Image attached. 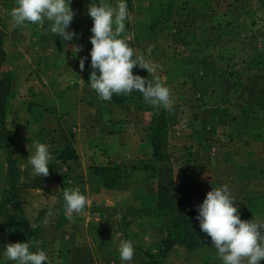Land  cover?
Masks as SVG:
<instances>
[{
	"label": "rangeland",
	"instance_id": "obj_1",
	"mask_svg": "<svg viewBox=\"0 0 264 264\" xmlns=\"http://www.w3.org/2000/svg\"><path fill=\"white\" fill-rule=\"evenodd\" d=\"M126 3L127 20L131 23L124 35L137 57L143 56L162 66L156 76L170 88L173 108L171 112L162 106L156 108L161 119L164 118V125L158 133L160 151L154 155L149 105L142 95L135 93L122 101L128 108L126 128L140 132L141 141L146 139L151 153L138 167V180L129 189L124 210H115L123 234H101L98 228H92L91 237L98 251L97 261L92 264H110L106 257L109 247L117 252L113 264H121L117 250L122 240L133 241L135 247L133 260L126 264H221L211 238L200 230L195 219L196 207L212 187L227 185L239 210L249 220L264 223V2L126 0ZM14 6L15 0H0V116L4 119V124H0V264H15L3 255L7 243L32 240L16 235L23 231L14 221L20 217H25L31 226L36 225L35 240L48 255L50 264H55L60 257L51 243L55 236L47 229L49 209L32 210L31 205L24 207L21 201L24 187L39 183L41 177L32 174L31 166L29 170L21 169L20 164L28 161V156L20 153L23 147L17 130L6 126L10 100L13 107L19 108L31 94L14 91L15 75L33 71L38 76L41 63L38 54L49 44L43 35L31 41L27 34L32 28L14 25L9 15ZM33 33L30 35L34 36ZM30 51L35 56H30ZM133 74L136 75L134 71ZM30 102L33 101H29L31 112L35 108H31ZM105 145L108 143L104 140ZM141 147L144 149V144ZM134 166L129 161L123 166L124 171L116 165L91 169L103 183L112 186L118 176L127 175ZM52 167L50 163L49 170ZM159 181L164 184L165 199L158 194ZM64 207V202H60V225ZM144 215L149 216L143 224L134 220ZM147 225L156 229L158 246L154 253L141 248L139 241L144 239H139L135 230ZM186 228L193 230L191 248L186 247L188 241L178 236L186 233ZM168 231L175 234L171 244L164 240ZM174 245L189 251L176 252L171 257L169 249Z\"/></svg>",
	"mask_w": 264,
	"mask_h": 264
},
{
	"label": "crops",
	"instance_id": "obj_2",
	"mask_svg": "<svg viewBox=\"0 0 264 264\" xmlns=\"http://www.w3.org/2000/svg\"><path fill=\"white\" fill-rule=\"evenodd\" d=\"M90 2L92 0H72L71 7L76 14L68 30L78 34L72 41L63 42L53 35L46 29L49 27L48 23L43 26H27L33 29L27 34L31 41L38 40L43 35L49 46L38 54V60H41L39 73L36 71L38 76L33 71L30 74L28 71L15 75L12 86L14 91L31 94L25 97V104L19 108L13 107L10 100L6 111V126L17 130L18 141L23 147L20 153L29 156L34 151L31 146L34 140L42 143L45 141L51 148L50 163L53 167L49 170L50 175L41 176L39 183L24 187L21 201L24 207L31 205L32 210L52 209V215H46L49 220L46 224L47 229L55 236L51 243L60 257L55 264L96 262L98 251L91 237L94 234L93 227L98 228L101 234H123L124 229L119 225L115 210H124L129 189L132 190L134 180H138V167L151 153L146 139L141 141V133L126 128L124 119L128 113L127 105L123 102L100 100L84 81V71L79 69L80 58L88 57L92 48L90 29L93 22L87 14ZM94 2L99 4L100 0ZM105 2L114 6L117 0ZM130 23L129 20L125 21L126 28ZM73 44L82 45V51L73 54ZM29 54L35 56L32 51ZM34 91L36 93L32 96ZM31 100V108H35L32 113L28 109ZM104 140L108 143L107 146H103ZM141 144H144V149ZM129 161L136 167H130L127 175L122 173L118 176L110 187H106L102 179L92 173L93 166L116 165L124 171L123 166ZM26 162L20 164L21 169L29 170L30 165ZM6 166L4 160V167ZM76 187L87 196L89 205L84 213L73 214L72 220H68L64 214L63 224L60 225L58 218L61 210L58 205L64 202L63 190ZM155 191L154 189L152 196ZM137 207L139 209L141 206ZM100 208L109 213H102ZM146 216L149 215L134 217V220L143 224ZM131 218L128 217L129 220ZM135 230L139 239H144L143 242L139 241L141 248L154 253L158 246L156 229L147 225ZM188 251L176 245L169 249L171 257L176 252L185 254ZM106 252L110 264L116 263L114 256L117 252L115 253L114 247H109Z\"/></svg>",
	"mask_w": 264,
	"mask_h": 264
},
{
	"label": "clouds",
	"instance_id": "obj_3",
	"mask_svg": "<svg viewBox=\"0 0 264 264\" xmlns=\"http://www.w3.org/2000/svg\"><path fill=\"white\" fill-rule=\"evenodd\" d=\"M71 3L72 0H15L9 15L17 27L43 26L47 22L53 35L63 42H69L78 36L75 31L68 30L76 14ZM87 14L93 22L90 29L92 71L89 82L98 98L110 102L113 95L128 96L136 91L152 107L162 106L171 112V90L156 76L162 66L145 60L143 56L137 57L135 49L124 35L125 21L129 15L126 0H117L114 6L105 0H100L99 4L92 0L87 6ZM71 50L76 55L82 51V45L73 44ZM86 59L80 58L81 72L85 69ZM137 66L154 79L134 75L133 69ZM31 146L34 151L27 160L32 174L48 177L51 160L49 146L39 140L32 141ZM62 195L68 220L73 219V214L84 213L89 205L87 196L78 187L65 188ZM235 201L227 185L212 187L203 202L196 207L198 214L195 219L199 221L200 230L211 238L221 264H261L264 261V223L253 218L242 220ZM48 215H52L51 209ZM33 248L36 250L33 251ZM118 252L121 264L132 261L135 254L133 241L122 240ZM3 255L15 264H50L48 255L39 248L37 240L7 243Z\"/></svg>",
	"mask_w": 264,
	"mask_h": 264
},
{
	"label": "trees",
	"instance_id": "obj_4",
	"mask_svg": "<svg viewBox=\"0 0 264 264\" xmlns=\"http://www.w3.org/2000/svg\"><path fill=\"white\" fill-rule=\"evenodd\" d=\"M262 2H264V0H262ZM92 71L91 68V56L89 55L87 57V59L85 60V69H84V81L87 82L88 79L87 77L90 76V73ZM133 71L135 72L136 75H140L144 78H148V79H154L152 76H149L148 72L144 69L139 68V66L135 67L133 69ZM90 78V77H89ZM133 93L135 94H139V96H141L142 94L139 92L134 91ZM127 96H123V95H113L112 97V101L114 102H122L123 100L126 99ZM149 105V109L151 110V115H152V121L153 124L151 125V143L153 146V150H154V155H157L160 151V146H159V135L158 133L162 131L163 129V125H164V118L161 119V116L158 114L157 110L155 107H152L149 103H147ZM0 124H4V119L3 116H0ZM2 128H4V126L2 125ZM106 187H109L110 185H106L105 182L103 183ZM158 194L163 197L165 199V187L164 184L159 181L158 182ZM240 211V218L242 220H249V216L243 212L242 210ZM16 222V224H18V226H21L23 231L16 234L19 238H23V235H25L26 237L31 238L32 240H35V238L37 237V234L35 233V229H33V227L29 224L28 220L25 217H20L14 220ZM185 232H182L181 234H179L178 236L181 239H184V241H188V243L186 244V247L191 248L192 244H193V240H192V235H193V230L191 228H186ZM174 232H169L167 234V237L164 240L169 241V244H171L173 242V236H174ZM165 247L167 248V245H165Z\"/></svg>",
	"mask_w": 264,
	"mask_h": 264
}]
</instances>
